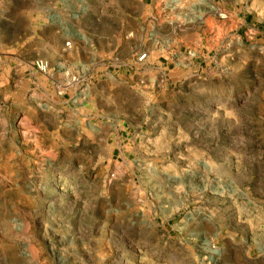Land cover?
<instances>
[{
    "label": "rangeland",
    "instance_id": "1",
    "mask_svg": "<svg viewBox=\"0 0 264 264\" xmlns=\"http://www.w3.org/2000/svg\"><path fill=\"white\" fill-rule=\"evenodd\" d=\"M0 264H264V0H0Z\"/></svg>",
    "mask_w": 264,
    "mask_h": 264
},
{
    "label": "built area",
    "instance_id": "2",
    "mask_svg": "<svg viewBox=\"0 0 264 264\" xmlns=\"http://www.w3.org/2000/svg\"><path fill=\"white\" fill-rule=\"evenodd\" d=\"M143 58H144V57H143V56H141V57H140V61H141Z\"/></svg>",
    "mask_w": 264,
    "mask_h": 264
}]
</instances>
